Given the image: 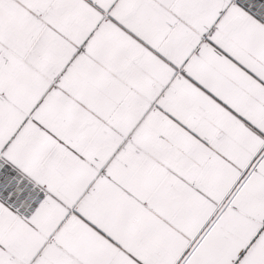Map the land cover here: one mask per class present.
<instances>
[{
	"label": "snow or ice",
	"instance_id": "6c2138e0",
	"mask_svg": "<svg viewBox=\"0 0 264 264\" xmlns=\"http://www.w3.org/2000/svg\"><path fill=\"white\" fill-rule=\"evenodd\" d=\"M0 264H264V0H0Z\"/></svg>",
	"mask_w": 264,
	"mask_h": 264
}]
</instances>
